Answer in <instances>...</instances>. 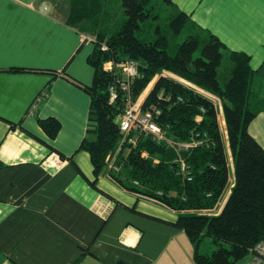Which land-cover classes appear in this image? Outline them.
<instances>
[{
    "label": "crops",
    "instance_id": "obj_1",
    "mask_svg": "<svg viewBox=\"0 0 264 264\" xmlns=\"http://www.w3.org/2000/svg\"><path fill=\"white\" fill-rule=\"evenodd\" d=\"M61 3L0 0V264H195L175 211L106 170L90 184V156L78 147L94 128L82 86L93 81L94 44L65 22ZM172 3L227 49L249 55L264 80V0ZM97 29L108 33L101 21ZM49 117L60 123L54 138L39 123ZM248 131L264 147V111Z\"/></svg>",
    "mask_w": 264,
    "mask_h": 264
},
{
    "label": "trees",
    "instance_id": "obj_2",
    "mask_svg": "<svg viewBox=\"0 0 264 264\" xmlns=\"http://www.w3.org/2000/svg\"><path fill=\"white\" fill-rule=\"evenodd\" d=\"M164 1L173 6L172 0ZM120 3L124 18L106 33L97 29L102 0L66 1L65 22L91 36L94 44L88 57L93 81L82 85L90 95L94 128L78 147L90 156L95 177L90 184L96 187L97 177L108 171L124 188L177 213L174 225L191 242L195 264H234L264 238V147L248 131L264 111V80L250 67L249 55L227 49L184 12L175 11L163 26L157 24L151 36L146 21L157 17L152 0ZM87 22L91 28L83 27ZM127 60L136 62L137 75L122 89L125 77L117 65ZM107 62L113 63L109 69ZM113 85L116 97L110 101ZM214 97L221 104L234 177L218 212L229 168ZM130 103L158 111L155 121L176 143L199 144L175 148L134 128L123 133L120 121ZM39 123L49 138L60 128L53 117ZM109 153L122 162L127 180L120 177L122 170L113 174L108 169ZM179 156L189 166L190 180L175 161ZM204 236L215 246L210 254L200 251Z\"/></svg>",
    "mask_w": 264,
    "mask_h": 264
},
{
    "label": "built area",
    "instance_id": "obj_3",
    "mask_svg": "<svg viewBox=\"0 0 264 264\" xmlns=\"http://www.w3.org/2000/svg\"><path fill=\"white\" fill-rule=\"evenodd\" d=\"M102 49H106L105 45H102ZM113 66L112 62H107L105 68L109 69ZM121 69L125 81L119 83L122 89L128 87V81L130 78L137 75V64L133 60H127L117 65ZM116 97L114 85L110 88V101H113ZM154 114H158V111L141 110L139 105H133L130 103L122 116L120 121V130L123 133L130 131L131 129H137V133L143 136H150L157 143L165 142L172 147L188 148L194 147L199 142L191 141L185 143H176L172 139L168 138L166 131L161 127L154 119ZM134 142V139L131 140ZM176 162L180 164V169L182 175L190 180V169L189 166L185 164V161L179 156L175 159ZM106 162L108 169L111 172H120L122 167V162L116 157V154L109 153L106 156ZM134 185H138L137 181H133ZM250 258L248 264H264V238L257 242L253 247L249 249Z\"/></svg>",
    "mask_w": 264,
    "mask_h": 264
},
{
    "label": "rangeland",
    "instance_id": "obj_4",
    "mask_svg": "<svg viewBox=\"0 0 264 264\" xmlns=\"http://www.w3.org/2000/svg\"><path fill=\"white\" fill-rule=\"evenodd\" d=\"M61 1H62L61 7L62 9H64L66 7V4L63 2V0ZM152 8H153L152 13L154 15H157V17H155V19L153 20L146 21L147 25H151L149 28H147L149 31L148 35H151V36H153V33H154L153 28H155L157 24H159L160 26H163L165 22L175 12L170 6L166 4L164 0H152ZM123 18H124V13H123V8L121 6L120 0H109L105 6V12L102 18H100V21L102 23V27L107 28V32H111L112 30H114L115 25L122 22ZM149 85L151 86V84ZM215 99L217 101L216 106H217V110L219 114L218 115L219 126H220V130L222 134L223 144L225 146L227 163H228V168H229V178H228L227 186L216 207L217 210L218 209L220 210V208L224 204L229 194L230 187H231V184H233L234 177H233V163H232V158H231V152H230L228 142H227V135H226L224 122H223L221 104L218 102L217 98ZM214 249H215V246L214 244H212L210 237L204 236L201 242L200 251L202 253L210 254ZM249 256H250V253L247 254L243 259L235 262L234 264H248Z\"/></svg>",
    "mask_w": 264,
    "mask_h": 264
}]
</instances>
